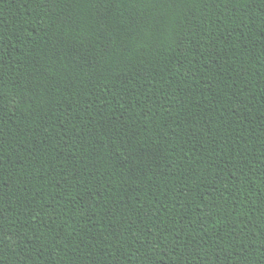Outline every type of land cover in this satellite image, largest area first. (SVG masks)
<instances>
[{
	"label": "trees",
	"instance_id": "16d2710c",
	"mask_svg": "<svg viewBox=\"0 0 264 264\" xmlns=\"http://www.w3.org/2000/svg\"><path fill=\"white\" fill-rule=\"evenodd\" d=\"M0 264H264V0H0Z\"/></svg>",
	"mask_w": 264,
	"mask_h": 264
}]
</instances>
